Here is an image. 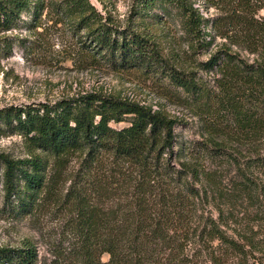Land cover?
Returning <instances> with one entry per match:
<instances>
[{"label": "trees", "instance_id": "1", "mask_svg": "<svg viewBox=\"0 0 264 264\" xmlns=\"http://www.w3.org/2000/svg\"><path fill=\"white\" fill-rule=\"evenodd\" d=\"M163 1L178 7L200 43L207 21L193 5ZM249 1L237 5L244 11ZM49 5L77 15L93 61L115 72L159 70L199 111L203 134L179 146L175 119L99 91L0 109L5 134L32 151L20 160L0 154L4 207L15 216L39 206L70 155L84 162L83 181L66 195L74 211L50 242V258L39 260L25 243L0 248V264H264V18L231 14L244 34L224 36L229 43L199 64L215 72L209 87L169 65L151 39L105 22L88 0H0V33L22 14L36 21ZM120 123L127 125L111 126Z\"/></svg>", "mask_w": 264, "mask_h": 264}, {"label": "rangeland", "instance_id": "2", "mask_svg": "<svg viewBox=\"0 0 264 264\" xmlns=\"http://www.w3.org/2000/svg\"><path fill=\"white\" fill-rule=\"evenodd\" d=\"M185 1L207 21L206 26L200 27V43L187 32L184 17L173 3L88 0L105 22L133 28L155 42L162 58L174 69L194 73L197 80L213 87L215 72H206L199 64L206 62L220 44L229 43L224 36L244 34L246 26L230 23L231 14L263 19L264 0H250L244 11L238 7V0ZM51 8L49 5L36 21L31 20L30 13L22 14L17 27L0 33V109L53 104L80 93L99 91L125 99L131 97L149 107L157 104L158 112L176 120L179 146L201 140L204 119L196 115L199 111L189 104L185 94L169 85L159 70L147 74L135 69L115 72L105 62L93 61L92 53L85 47L87 30L83 25L76 26L77 15L57 14ZM231 50L238 49L231 47ZM241 54L247 57L244 52ZM126 125L111 124L117 129ZM31 152L20 136H9L0 126V154L20 160L30 157ZM83 165V156L70 155L48 191L42 193L39 206L19 216L4 207L0 168V248H21L28 243L35 247L39 260L50 258V242L59 241L60 232L69 224L74 211L66 195L73 183L83 181L78 175ZM102 259L105 261L107 256Z\"/></svg>", "mask_w": 264, "mask_h": 264}, {"label": "built area", "instance_id": "3", "mask_svg": "<svg viewBox=\"0 0 264 264\" xmlns=\"http://www.w3.org/2000/svg\"><path fill=\"white\" fill-rule=\"evenodd\" d=\"M126 99H128V100H130V101H134L131 97H130V98H126ZM138 103H139V102H138ZM140 104L143 105V106H146V105L142 104L141 102H140ZM148 107H149V106H148ZM150 108H151L152 112H157V111H159V110H158V107H157V104H153ZM177 114H178V113H177Z\"/></svg>", "mask_w": 264, "mask_h": 264}]
</instances>
